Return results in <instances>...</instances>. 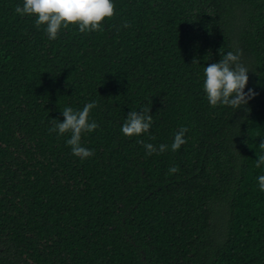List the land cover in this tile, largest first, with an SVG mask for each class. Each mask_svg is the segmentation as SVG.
<instances>
[{
	"label": "trees",
	"instance_id": "16d2710c",
	"mask_svg": "<svg viewBox=\"0 0 264 264\" xmlns=\"http://www.w3.org/2000/svg\"><path fill=\"white\" fill-rule=\"evenodd\" d=\"M113 3L101 31L50 40L0 0V264H264V0ZM238 51L257 95L212 107L204 68ZM92 102L82 160L49 129Z\"/></svg>",
	"mask_w": 264,
	"mask_h": 264
},
{
	"label": "clouds",
	"instance_id": "9594fccd",
	"mask_svg": "<svg viewBox=\"0 0 264 264\" xmlns=\"http://www.w3.org/2000/svg\"><path fill=\"white\" fill-rule=\"evenodd\" d=\"M15 12L21 16H35L37 28L46 26L45 31L50 40H56L61 28L67 29L70 25H78L81 33L101 31L102 22L111 19L115 15V5L113 0H23V6H17ZM127 27V24H125ZM241 52H228L221 55L218 63H211L204 68L206 77L203 88L207 100L212 107L217 105L231 106L239 109L246 106L249 100L255 98L257 93L254 89H248L249 70L240 63ZM198 63L193 60V64ZM97 105L95 102L86 104L81 111H74L71 107H66L62 111L64 121L61 123L53 121V127L49 132H58L59 135L71 133L67 144L70 146L72 154L83 159L90 158L94 153L82 146V133H91L98 128V124L93 120L90 122V112ZM153 123L150 109L144 108L139 112L131 111L126 121L123 123L121 131L127 137L140 136L148 133ZM186 128H181L174 137L171 144L172 151H177L187 141L184 139ZM142 143V141H141ZM148 155L159 152L163 153L168 146L161 144L159 148L151 143L144 144ZM264 149V143L259 146ZM264 165V155H260L256 161V167ZM179 169L173 166L169 173H176ZM260 191L264 192V175L258 177Z\"/></svg>",
	"mask_w": 264,
	"mask_h": 264
}]
</instances>
